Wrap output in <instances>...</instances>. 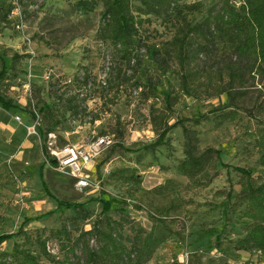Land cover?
Instances as JSON below:
<instances>
[{"label":"rangeland","instance_id":"rangeland-1","mask_svg":"<svg viewBox=\"0 0 264 264\" xmlns=\"http://www.w3.org/2000/svg\"><path fill=\"white\" fill-rule=\"evenodd\" d=\"M12 1L0 0V7ZM76 1L39 0L40 3L44 2L43 10L38 9L30 14L20 30L15 20L8 24L0 22V55L8 62L9 82L19 86L20 82L27 81L29 69H32L36 110L41 107L37 102L38 94L48 104H54L49 83L44 79L50 66H55L52 70L56 76L66 81L72 79L81 66H89L90 62L97 61V53L100 54L103 49L97 41L103 8L97 9L91 22L76 23L70 7ZM210 1L178 0L180 4H206ZM204 17L196 13L190 16V21L193 24L201 23ZM147 18L148 21L140 27L144 44L134 50L135 59L142 62L136 79L123 82L119 88L114 86L107 93L96 84V92L88 102L92 121L87 132L90 129L97 133L106 132L116 138L114 130L121 123L124 133L123 139L118 141L121 148L116 147L111 156L110 150L106 151L96 161L91 174L95 184L93 188L79 191L72 178L50 170L43 144L28 135L27 127L33 121L30 112L33 108L24 97L15 102L18 107L10 112L0 108V235L15 234L22 230L17 238L0 244V256L11 254L18 247L28 249L39 257L40 264H58L67 259L76 263L78 258H83L84 242L89 240L92 249L98 247L95 237L82 235L92 230L98 220L105 219L101 214L103 199L115 201L108 217L122 225L125 237L133 236V226L150 231L152 218L134 205L132 209L127 208L126 200L141 203L143 191L170 180L185 202L178 221L177 232L180 236L173 237L148 264H181L185 261L181 256L185 251L191 255L198 252L203 261L216 257L222 262L229 260L233 264L250 263L249 254L224 255L218 250H210L215 244V237L209 234V230L217 228L222 231L225 249L230 248V240L244 235L243 219L239 212L235 213L231 209L234 201L225 207L224 200L214 199V194L219 190H229L230 186H233L235 194L240 192V174L233 169H224L220 163L252 170L255 177H264L261 155L248 136L250 132L262 128L259 122L264 121V115L258 112L264 102V73L255 72L243 85L235 86L241 96L235 106L225 112L236 110V121H225L219 125L218 113L209 115L208 120L196 128L200 132V150L212 148L221 151V156L217 158L212 155L208 160L210 173L217 175L213 183L205 189L193 188L187 177L178 170L179 162L184 158L182 130L177 128L169 135L170 148H152L158 139L153 131V116L163 117L174 124L181 119L195 118L199 113L205 114L223 106L228 102V97L226 94L218 96V90L207 87L204 80L191 85L199 100L187 96L181 89L178 65L173 61L163 67L148 54V48L163 51L164 44L173 38L174 28L166 21L163 11ZM51 50L56 55L53 56ZM217 52V57L212 56L211 60L205 61L203 57V63L212 66L216 62H227L232 56L229 50L221 49ZM34 53L36 57L32 65ZM15 55L31 57L15 63ZM110 62L112 65L111 59ZM95 66L93 63V68ZM121 66L124 73L131 76L132 72L127 65ZM148 80H152L155 90H148L150 97L146 99L139 91L135 92V84L146 83ZM227 83V79L222 82L224 86ZM20 94L24 95L22 91ZM167 94L172 98L170 105L165 101ZM11 95L16 97L17 93L11 92ZM96 120L99 124L95 123ZM42 124L46 130L44 121ZM58 131L71 134V140L76 138L72 135L75 128L69 114ZM67 203L84 205L89 218L86 221L78 218L73 209L66 208ZM64 227H69L70 248L76 249V257L68 253L62 241L55 237V233ZM39 237L48 240L46 248L49 257L42 254L37 241Z\"/></svg>","mask_w":264,"mask_h":264},{"label":"trees","instance_id":"trees-1","mask_svg":"<svg viewBox=\"0 0 264 264\" xmlns=\"http://www.w3.org/2000/svg\"><path fill=\"white\" fill-rule=\"evenodd\" d=\"M70 7L72 14L76 17V23L91 22L92 15L97 12V9L103 8L97 29V41L101 43L104 50L102 49L100 54L97 53L99 59L93 62L97 66L93 68V63L90 62L89 66H81L78 69L73 76L72 84H65L66 81L63 78L51 77L49 86L54 104H48L38 94L37 102L41 104V107L37 108V112L46 125V130L43 129V124L40 128L42 134L58 132L67 114L70 115L71 120L79 116H88L85 104L94 96L96 84L104 93H107L114 86L119 88L123 82H132L136 79L142 62L140 59H135L134 50L144 44L140 27L148 21L147 17L163 11L166 14V21L174 28L173 38L164 44L163 51L148 48V54L152 59L160 62L163 67L173 61L178 65L181 89L187 96L199 100L191 85L204 80L207 87L218 90V96L226 94L228 102L205 114L199 113L195 118H184L174 124H170L163 117L153 116V131L158 139L152 148L162 146L170 148L169 135L173 130L180 128L184 139V158L179 162L178 170L187 177L193 188H208L217 177L210 173L208 160L212 155L220 158L221 151L212 148L201 151L199 148L200 132L196 128L206 122L209 115L218 113H220L219 125L225 121H236L238 118L236 110L225 112L228 108L235 106L241 96L235 86L243 85L246 79L255 72L264 73V0H212L206 4L204 2L180 4L178 0H77ZM18 8L21 9L24 22L36 10H43L44 2L13 0L4 3L0 7V22L8 24L15 20L18 25V18L12 16ZM196 13L203 14L205 17L201 23L193 24L190 16ZM42 41H44L43 38ZM221 49L229 50L232 54L227 62H216L212 66L203 63V57L205 61L211 60L212 56L217 57V51ZM51 51L53 56L56 55L54 50ZM107 56H110L114 66L113 64L110 66L106 78L107 86L104 87L98 83L94 70L105 62ZM30 57L15 55L13 61L17 63ZM54 60L58 61L56 58ZM0 62V108L5 112H10L18 107L15 102L19 101L22 95L20 92L26 81L20 82L19 86H13L8 78V62L2 55H0ZM121 65H127L132 72L131 76L124 73ZM53 67L55 66L50 68ZM226 79L228 83L224 86L222 82ZM90 82L92 83L91 95L81 99L80 93L73 94L74 91L85 88ZM135 88H137L135 92L139 91L146 99L150 97L147 91L155 90L152 80L135 84ZM11 92L17 93V96H12ZM165 101L168 105L171 104L170 95L165 96ZM28 103L31 106V103ZM30 112L31 117L35 119L36 115L33 110ZM258 112L264 115V102L258 108ZM186 123L193 125L188 126ZM259 123L262 128L250 132L248 136L254 141L255 148L261 155L260 161L264 165V121ZM114 133L118 140L115 138L116 143L108 149L110 150L109 156L114 153L116 147L121 148L118 142L124 137L121 123L117 124ZM101 134L107 133L101 132ZM43 152L46 157L44 149ZM220 164L224 169H233L240 174L241 180L238 184L240 192L238 195L235 194L233 186H230L229 190L217 191L214 199H223L225 207L234 201L231 209L235 213H240L244 222V235L236 240H230V248L225 249L222 231L217 228L210 229L209 234L215 237V244L210 250H218L224 255L249 254L251 256L249 264L254 261L255 264H264V177H255L252 170ZM141 201V203H134L126 200V205L130 209L134 205L135 208L148 213L153 220L150 231H145L140 226H133V236L125 237L122 225L108 217L115 201L103 199L101 214L105 219L98 220L92 230L82 235V237H95L98 247L90 248L88 240L83 244V258H78L76 263L67 259L58 264H148L173 237L180 236L177 232L178 221L184 210L185 202L170 180L151 190L143 191ZM65 206L73 209L78 218L84 221L89 218L84 205L67 203ZM20 233L22 230L15 234H1L0 244L12 241ZM55 237L62 241L63 248L68 253L76 257V249L70 248L69 227L56 232ZM37 241L40 243L42 254L49 257L46 248L48 240L39 237ZM188 254L187 264H233L229 260L222 262L216 257L203 261L198 252L193 255ZM0 264H40V262L39 257L34 256L28 249L15 247L11 254L5 253L0 256Z\"/></svg>","mask_w":264,"mask_h":264},{"label":"built area","instance_id":"built-area-1","mask_svg":"<svg viewBox=\"0 0 264 264\" xmlns=\"http://www.w3.org/2000/svg\"><path fill=\"white\" fill-rule=\"evenodd\" d=\"M13 17L18 18L19 24L17 25L18 30L23 27V14L21 9L18 8L12 13ZM33 59H31V63L33 65L35 59V53L32 54ZM102 66L97 67L94 70V75L97 77L98 83L102 86H107L106 78L107 74L110 70L111 62L110 57L107 56L105 62L101 64ZM52 67V66H50ZM52 76H56L55 72L52 68H49L45 73L44 79L49 83ZM83 76V72L81 73V77ZM34 78L32 74V69H29L28 79L22 88V92L24 95H21L19 99L25 98L27 102L31 103V107L33 108V112L36 115V118L33 119L32 123L27 127L28 135L36 138L41 144H43V149L46 152L45 160L53 172L59 175L68 176L72 178L76 182V188L79 191L89 190L95 186L93 180L91 179V174L94 168L96 161L110 148L112 147L116 141L115 137L109 134H101L97 133L94 130L90 129L88 131V126L91 125L92 117L88 107V102L85 104L86 114H89L85 117H77L74 120H71L73 123L75 131L72 135L76 138L73 140L70 139L71 134L59 133L58 132H50L47 135L42 134L40 128L42 126V119L38 115L37 110L35 109L34 104V89L32 84V79ZM72 79H67L65 84H72ZM92 83L90 82L85 88L74 91L73 94L80 93V98H84L87 95H91ZM20 121V118H17ZM96 124L99 122L96 120ZM97 187V186H96ZM95 187V188H96ZM98 188V187H97ZM181 256L185 259L182 264H187L189 259V254L184 252ZM256 262H252L251 264H255Z\"/></svg>","mask_w":264,"mask_h":264}]
</instances>
